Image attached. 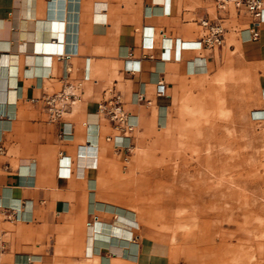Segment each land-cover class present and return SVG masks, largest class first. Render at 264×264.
<instances>
[{"label":"crops","instance_id":"crops-1","mask_svg":"<svg viewBox=\"0 0 264 264\" xmlns=\"http://www.w3.org/2000/svg\"><path fill=\"white\" fill-rule=\"evenodd\" d=\"M217 15H225V43L200 46V20ZM251 23L246 11L223 13L211 0H0V233L8 243L6 263L169 264L160 242L134 230L121 236L116 228L112 236L106 229L117 216L134 217L127 205L137 197L127 191V179L112 187L113 196L101 187L111 150L127 149L106 139L120 130L99 113L100 105L120 94L136 129L153 117V108L157 125H165L175 91L193 77L220 72L229 57L264 73V23L259 38L249 40L245 28ZM133 61L139 69L128 71ZM67 67L70 79L83 81L82 96L52 123L33 99L60 90ZM161 81L165 92L158 95ZM261 86L262 100L264 76ZM137 93L151 103L138 101ZM89 229L117 249L89 243ZM231 233L217 230L221 239ZM122 247L130 255L122 256Z\"/></svg>","mask_w":264,"mask_h":264},{"label":"rangeland","instance_id":"rangeland-1","mask_svg":"<svg viewBox=\"0 0 264 264\" xmlns=\"http://www.w3.org/2000/svg\"><path fill=\"white\" fill-rule=\"evenodd\" d=\"M226 66L215 75L191 78L175 91L165 125H157L153 108V117L135 129L131 147L122 152L112 149L108 158L105 186L101 187L113 196L112 187L127 179L128 192L137 197L128 200L127 209L141 223L134 232L140 238L160 242L169 264H264V222L261 225L259 214L248 209L256 204L264 208V115L256 113L264 109L260 96L264 73L233 57L227 59ZM208 146L215 155L209 160L217 168L221 170L233 155L228 161L232 170L249 174L254 181L248 189L250 204H244L243 198L229 200L232 202L224 199V203L217 199L218 191L213 192L216 187L209 188V195L195 192L189 185L200 182L206 172ZM199 152L201 162L194 156ZM237 201L244 205L240 202L237 205L241 207L232 208L231 203ZM221 226L233 233L221 239L217 235ZM4 260H8L7 255Z\"/></svg>","mask_w":264,"mask_h":264},{"label":"built area","instance_id":"built-area-1","mask_svg":"<svg viewBox=\"0 0 264 264\" xmlns=\"http://www.w3.org/2000/svg\"><path fill=\"white\" fill-rule=\"evenodd\" d=\"M216 8L223 12L229 13L231 9L244 10L252 17L251 26L245 28L248 31L249 40H257L259 38L258 27L264 23V1L263 0H211ZM225 15H217L214 18L204 17L200 20V24L204 27V34L199 39V45L207 48L220 47L225 43L226 26L223 23ZM62 52V51H61ZM64 52L59 54L62 59ZM128 71L138 70L139 67L128 62L126 65ZM71 68L67 67L65 82L62 88L52 93H45L42 97L33 99L34 102L41 101L43 108L47 114L48 120L56 123L66 117L72 111L74 105L81 99L84 83L82 80H72L69 77ZM165 92L164 83H159L157 94L163 95ZM138 101H147L144 93H137ZM99 113L107 116L120 130V134L116 136H107L106 139L113 142L115 147L129 149L131 147V138L137 127V123L131 121V114L126 112L121 106V95L114 94L107 101L102 103ZM122 132V133H121ZM66 132L60 133L62 137ZM128 141V142H127ZM2 151V148H0ZM65 156H61V162ZM8 219H17L16 216L6 215ZM8 249L7 240L0 233V264H7L4 255Z\"/></svg>","mask_w":264,"mask_h":264},{"label":"bare ground","instance_id":"bare-ground-1","mask_svg":"<svg viewBox=\"0 0 264 264\" xmlns=\"http://www.w3.org/2000/svg\"><path fill=\"white\" fill-rule=\"evenodd\" d=\"M61 49V48H60ZM49 50H56V51H58L59 50V48H57V47H50L49 48ZM64 50V49H63ZM263 108V107H262ZM254 110V109H253ZM256 113L257 114H259V115H264V109L263 110H258V111H256ZM255 113V114H256ZM252 115V114H251ZM253 116V115H252ZM259 118V117H258ZM262 119V118H261ZM132 121V120H131ZM211 134V133H210ZM203 136H206V135H204L203 134ZM209 136V135H208ZM212 137V136H211ZM204 138V137H203ZM209 139H210V137H209ZM208 139V140H209ZM195 140V139H194ZM198 141V140H197ZM206 141V140H205ZM211 141V140H210ZM202 142V141H201ZM213 143V142H212ZM225 143V142H224ZM199 144H200V142H199ZM205 145V144H204ZM224 145H226V144H224ZM210 146V145H209ZM208 146V148H206L207 150H208V152H209V154H207V159H208V163L206 164V172L204 173H202V176H201V180H200V182H195V181H191L190 182V186H192V189L193 190H195V192H200V193H203V194H205V193H208L209 194V188L210 187H216L214 190H213V192L214 191H218V196H217V199L218 200H222V202H224L223 200L225 199V200H231V199H236V198H238L239 200H242V198H243V200H244V204L245 203H249V199H250V193H249V195H248V192H249V188H250V186L251 185H253V183L252 182H254L251 178H250V176H249V174H244V173H240V172H238V171H233L232 170V168H231V163H229L228 161L232 158V156H229L228 157V160H226V162H224L223 163V165H222V168H221V170L219 169V168H217L212 162H210V160L209 159H215V155L211 152V150L213 149L212 148V146L211 147H209ZM202 147H204V146H202ZM196 148V147H195ZM197 150H198V148H196ZM196 149H195V151H196ZM205 149V148H204ZM202 150V149H201ZM198 151H200V150H198ZM197 152V151H196ZM211 152V153H210ZM196 154V153H195ZM222 155V154H221ZM194 156H197V158H198V162L200 161H202L201 159H202V155L200 154V152L197 154V155H194ZM220 155H218V157H219ZM223 156V155H222ZM217 158V157H216ZM233 159V158H232ZM221 161V160H220ZM219 161V162H220ZM218 162V161H217ZM217 165H218V163H217ZM219 166V165H218ZM255 168V167H254ZM237 169V168H236ZM239 169H241V168H239ZM243 170V169H242ZM255 170V169H254ZM250 171V170H249ZM247 173H248V171H247ZM258 174V173H257ZM254 175V174H253ZM209 176H211V178L213 179L212 181H210L209 180ZM256 179H257V177H256ZM257 182H259L258 180H256ZM256 182V183H257ZM127 187V186H126ZM140 187V186H139ZM158 188V187H157ZM136 189V188H135ZM137 190V189H136ZM149 190V189H148ZM158 190V189H157ZM156 190V191H157ZM261 190V189H260ZM128 191V190H127ZM139 192V191H138ZM259 192V191H258ZM157 193V192H156ZM131 194V193H130ZM139 194H141V193H139ZM147 194V193H146ZM213 194V193H212ZM215 194V193H214ZM262 194V193H261ZM127 195V194H126ZM210 195V194H209ZM129 196V195H128ZM159 196V195H158ZM252 196V195H251ZM160 197V196H159ZM210 197V196H209ZM214 199V198H213ZM255 201H256V198H253ZM232 200V201H233ZM205 201V200H204ZM214 201H216V200H208L207 201V203H209V204H211V203H213ZM232 201H229V202H232ZM241 202V203H240ZM242 202L243 201H237V203H231V207L232 208H234V207H237L238 205V203H240V205H244V204H242ZM141 203V202H140ZM139 203V204H140ZM214 203H216V202H214ZM225 203V202H224ZM226 203H227V201H226ZM228 204H230V203H228ZM228 204H226L227 206H228ZM250 204V203H249ZM254 204H256V202H254ZM259 204V203H258ZM127 205V204H126ZM131 205V204H130ZM144 205H145V203H144ZM203 205H204V203H203ZM213 205V204H212ZM220 205H222L221 203H220ZM237 205V206H236ZM210 205H208V207H209ZM218 206V205H217ZM197 207V206H196ZM203 207V206H202ZM208 207H206V208H208ZM222 207H223V205H222ZM229 208H230V206H228ZM238 207H241V206H238ZM146 208V207H145ZM224 208V207H223ZM194 209H195V207H194ZM200 209V208H199ZM248 209H250V210H252L253 212H254V214L255 213H257V214H259L258 215V219H259V221H261V225H262V223L264 222V208H261L260 206H257V204L256 205H253L251 208H248ZM201 210V209H200ZM231 210V209H230ZM233 210V209H232ZM249 210V211H250ZM209 211V210H208ZM220 211V210H219ZM233 211H235V210H233ZM232 211V212H233ZM195 212H197V211H195ZM212 212V211H211ZM178 213H180V210H178ZM204 214V213H203ZM218 214V213H217ZM224 214V213H223ZM206 215H207V213H206ZM210 215H211V213H210ZM220 214H218V216H219ZM230 215H233V213L232 214H230ZM242 215V214H241ZM204 216H205V214H204ZM221 216V215H220ZM243 216V215H242ZM230 217V216H229ZM233 218V217H232ZM230 219V218H229ZM201 220H203V219H201ZM228 220V219H227ZM232 221V220H231ZM250 222V221H249ZM204 223V222H203ZM254 225V224H253ZM260 225V226H261ZM207 226V225H206ZM239 226H240V224H239ZM98 227V226H97ZM139 227H141V223H140V221L137 219V218H134V217H130V216H126V215H120V216H117V218H116V222L115 223H110L108 226H107V231H110L111 232V235L112 236H114L115 234H113V231L114 230H116V228H120L121 229V232H120V235L121 236H124V235H130L131 233H132V231L134 230V228H139ZM198 228V227H197ZM259 228V227H258ZM209 230V229H208ZM190 232V231H189ZM88 234H87V239H88V241H89V243H93V245H94V241L96 240V242H98V241H101V242H104L105 244H106V248L109 250V249H113V248H116L117 249V246L115 247L114 246V244H111V241H110V239H102V238H98V237H96V235H95V232L93 231V229H89L88 230V232H87ZM208 238H209V236L208 235H204L203 236V239H205V240H208ZM223 241V240H222ZM227 241H229V240H227ZM241 241V240H240ZM192 242V241H191ZM249 242V241H248ZM99 243V242H98ZM97 243V244H98ZM228 243V242H227ZM96 244V245H97ZM240 244H241V242H240ZM249 244V243H248ZM247 244V245H248ZM195 245V244H194ZM214 246V245H213ZM216 246V245H215ZM225 246H227V245H225ZM224 246V247H225ZM218 247V246H217ZM220 248H222L221 246H219ZM229 246H227V248H228ZM92 248H93V246H92ZM216 248V247H215ZM215 248H213L214 250H215ZM121 249V248H120ZM235 249V248H234ZM247 248H245V250H246ZM204 250H205V248H204ZM227 250V249H226ZM230 250V249H229ZM244 250V251H245ZM211 251H213V250H211ZM222 251H224V250H222ZM231 251V250H230ZM122 252H123V255L122 256H124V255H130L129 254V250L126 248V247H122ZM201 252V251H200ZM229 252V251H228ZM238 252V251H237ZM246 252H249V251H246ZM245 252V253H246ZM87 253V252H86ZM88 253H89V251H88ZM92 253V252H91ZM231 253V252H230ZM232 253H234V252H232ZM243 253V252H242ZM216 254H218V253H216ZM220 255V254H219ZM223 256L225 255V253L224 254H222ZM244 256V255H243ZM246 256V255H245ZM244 256V257H245ZM120 257V256H119ZM213 257V256H212ZM214 257H216V256H214ZM218 257H220V256H218ZM222 257V256H221ZM242 257V256H241ZM198 258H199V254H198ZM224 258V257H223ZM223 258H221V259H223ZM250 258V257H249ZM190 259H192V258H190ZM220 260V259H219ZM240 260V259H239ZM238 260V261H239ZM221 261V260H220ZM193 262V261H192ZM212 264H214V263H212Z\"/></svg>","mask_w":264,"mask_h":264}]
</instances>
